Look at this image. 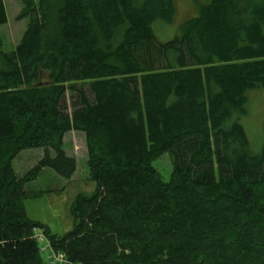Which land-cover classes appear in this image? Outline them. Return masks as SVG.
Here are the masks:
<instances>
[{
	"label": "trees",
	"instance_id": "16d2710c",
	"mask_svg": "<svg viewBox=\"0 0 264 264\" xmlns=\"http://www.w3.org/2000/svg\"><path fill=\"white\" fill-rule=\"evenodd\" d=\"M18 1L26 28L11 52L0 38V264H50L37 230L67 264H264V141L252 152L241 123L264 95V0H189L167 40L155 26L175 0ZM71 131L95 188L57 235L27 216L23 186L72 177ZM164 153L168 182L152 166Z\"/></svg>",
	"mask_w": 264,
	"mask_h": 264
},
{
	"label": "rangeland",
	"instance_id": "374dc122",
	"mask_svg": "<svg viewBox=\"0 0 264 264\" xmlns=\"http://www.w3.org/2000/svg\"><path fill=\"white\" fill-rule=\"evenodd\" d=\"M177 14L172 25H156L155 34L160 40L171 38L176 28L195 12L194 4L189 0H175ZM205 2L206 0H196ZM6 24L0 26V38L3 42V51L11 52L18 44L25 28L26 20L17 21L16 17L21 10L18 0H3ZM70 94L67 95V103ZM247 117L241 123L250 141L252 152H256L264 141L262 131V113L264 112V95L255 93L248 100ZM64 150L67 156L72 157L76 163V171L69 180L56 175L50 169H44L35 180L25 184L24 206L27 216L34 221L46 225L49 230L57 235H62L72 229L73 220L71 207L77 195L88 196L94 191V183L89 180L87 170V154L84 135L81 132L71 131L63 139ZM42 149L22 151L14 160L13 168L19 179L24 178L33 168L41 156ZM152 166L160 174L164 182L171 176V164L167 153L162 154L152 162ZM37 233L43 236L40 230Z\"/></svg>",
	"mask_w": 264,
	"mask_h": 264
},
{
	"label": "built area",
	"instance_id": "2783aa9c",
	"mask_svg": "<svg viewBox=\"0 0 264 264\" xmlns=\"http://www.w3.org/2000/svg\"><path fill=\"white\" fill-rule=\"evenodd\" d=\"M40 243H42L41 251L47 254V258L50 264H67V260L64 255L54 254L51 252L50 247L44 236L37 235L36 237Z\"/></svg>",
	"mask_w": 264,
	"mask_h": 264
}]
</instances>
